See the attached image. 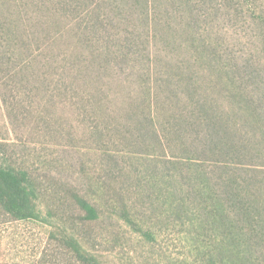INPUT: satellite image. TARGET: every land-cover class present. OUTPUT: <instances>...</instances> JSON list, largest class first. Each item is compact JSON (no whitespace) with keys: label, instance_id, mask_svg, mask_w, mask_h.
<instances>
[{"label":"rangeland","instance_id":"374dc122","mask_svg":"<svg viewBox=\"0 0 264 264\" xmlns=\"http://www.w3.org/2000/svg\"><path fill=\"white\" fill-rule=\"evenodd\" d=\"M151 1L156 7L154 16L164 19L168 35L166 39L156 36L152 41L153 54L156 51L157 55L151 58V66L138 58L116 60L114 69L101 61L93 64L95 69L105 72V81L107 77L112 79L111 94L128 89L138 92L146 75L139 77L137 72L145 73L149 67L160 70L158 76L155 74L159 83L169 82L164 79L167 71L170 84L177 85L175 76L180 72L179 88L186 95L182 101L188 100L191 92L210 98L208 103L195 106L214 111L217 123L213 134L221 130L218 120L226 114L229 122L223 130L234 136L232 127L236 124L234 140H245L247 150L240 157L244 164L237 163L228 170L207 164L204 173L217 181L233 174L244 191L264 194V0ZM131 23L139 25L137 20ZM64 48L68 49L69 44L63 43L50 53L55 58V68L68 63L69 50L65 53ZM85 55L69 61L75 73L81 69L82 78L90 65ZM48 70L45 66L44 72ZM191 76L197 78L192 88L188 86ZM0 82V161L11 159L43 181L41 186L36 185L30 216L12 217L0 208V264H199L203 244L211 239L216 244L226 234L237 238L236 229L224 232L210 224L206 226L210 232H204V217L200 214L204 209L195 200L186 202L187 208H176L181 196L168 191L166 180L156 178L150 168L158 163L155 172L164 170V175L166 168L172 174L180 169L164 162L161 150L157 154L147 150L142 157L125 153L107 157L84 128L89 120L76 115L75 100L66 90L43 109L55 123L38 132L29 117H8L6 105L15 106L12 115H18L23 112L25 97L14 91L15 81L8 77L4 64H0ZM42 96V91L35 90L26 96L27 104ZM118 97L113 98L115 102ZM193 106L183 104L186 110ZM240 109L253 117L243 116ZM73 119L80 130L79 135L71 137L67 125ZM60 128L63 130L52 134ZM194 136L188 131L183 141ZM164 150L167 157L179 151L167 146ZM80 199L96 207L94 220L85 219ZM260 213L264 215L261 210ZM231 218L238 223L236 217ZM262 224L257 222L253 233L243 232L245 238L234 245L240 253L260 255L257 264H264Z\"/></svg>","mask_w":264,"mask_h":264},{"label":"trees","instance_id":"16d2710c","mask_svg":"<svg viewBox=\"0 0 264 264\" xmlns=\"http://www.w3.org/2000/svg\"><path fill=\"white\" fill-rule=\"evenodd\" d=\"M155 9L151 0H0V64L6 65L8 77L15 81L17 90L14 91L18 95L23 93L25 97L23 112L18 115H12L15 106L6 105L8 117L10 120H15V116L29 117L38 132L45 131L55 122L50 113L44 112V107L59 97L60 92H71L74 107L78 108L76 115L89 120L84 128H88L87 132L97 142L99 151L113 158L121 153L142 157L148 153L147 150L153 154L161 150L163 154L160 157L164 162L180 169L175 168L178 171L172 174L166 168L167 175H164V170L155 172L158 163L151 164L150 168L156 178H164L163 182L166 180L168 191L181 196L176 208H187L184 207L186 202L195 200L204 209L200 213L204 217V232L209 231L207 224L218 226L224 232L238 231L236 239L226 234L217 239L216 244L214 239L203 244L199 250V264H257L260 255L240 253L234 250V245L237 240L245 238L243 232L253 233L257 222L263 223L264 227V215L260 213L261 210L264 214V205H258L264 204V194H259L263 192L255 195V192L244 191L233 174L217 181L204 173L207 164L218 165L224 170L237 163L244 164L240 157L245 156L247 149L243 138L234 140L236 124L231 126L234 136H230L231 133L223 130V127H228V116L220 113L221 130L213 134L217 123L214 111L195 106L208 103L210 98L191 92L188 100L182 101L186 95L179 88L180 72L175 76L177 85L170 84L167 71L164 79L169 82L163 80L159 83L155 74L158 76L160 70L149 67L145 73L137 72L139 77L146 75L138 92L128 89L111 94L112 79L107 77L105 81V72L93 65L103 61L114 69L116 60L144 58L151 66V58L157 55L156 51L153 54L152 41L156 36V39L168 38L164 19L154 16ZM131 20H137L139 25H133ZM63 43L69 44L68 49H63L65 53L69 50V60L59 69L54 67L55 58L50 53ZM83 54L90 59L84 78L80 75L81 69L75 73L69 65L71 59H79ZM45 66L49 68L47 73L44 72ZM78 66L81 68L80 64ZM92 73L95 75L91 76ZM196 83L197 78L191 76L188 86ZM0 85L3 84L0 82ZM35 90L42 91L44 96L27 104L26 96ZM116 95L119 97L115 102L113 98ZM185 102L194 106L186 110L183 107ZM240 114L253 117L242 109ZM67 128L71 137L80 130L74 119ZM62 130L52 131V134ZM188 131L193 132L195 138L184 142L183 136ZM166 146L169 150H179L178 154L167 157ZM42 183L31 176L26 167L22 169L11 159L0 161V208L12 217L30 216L38 191L36 185L39 187ZM219 194L225 198H220ZM80 205L86 220L96 218L97 210L91 202L80 199ZM231 217H236L238 223H233Z\"/></svg>","mask_w":264,"mask_h":264}]
</instances>
